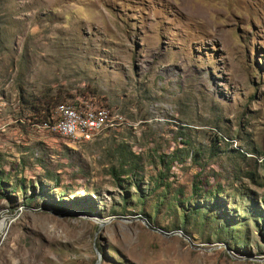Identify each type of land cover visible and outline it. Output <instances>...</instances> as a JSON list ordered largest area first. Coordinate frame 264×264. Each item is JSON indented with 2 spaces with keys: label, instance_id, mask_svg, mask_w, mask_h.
<instances>
[{
  "label": "rangeland",
  "instance_id": "rangeland-1",
  "mask_svg": "<svg viewBox=\"0 0 264 264\" xmlns=\"http://www.w3.org/2000/svg\"><path fill=\"white\" fill-rule=\"evenodd\" d=\"M263 164L264 0H0V264H264Z\"/></svg>",
  "mask_w": 264,
  "mask_h": 264
},
{
  "label": "built area",
  "instance_id": "built-area-1",
  "mask_svg": "<svg viewBox=\"0 0 264 264\" xmlns=\"http://www.w3.org/2000/svg\"><path fill=\"white\" fill-rule=\"evenodd\" d=\"M125 117L106 107H100L92 100H80L57 106L52 111V121L46 125L69 142H91L107 131L125 124Z\"/></svg>",
  "mask_w": 264,
  "mask_h": 264
},
{
  "label": "trees",
  "instance_id": "trees-1",
  "mask_svg": "<svg viewBox=\"0 0 264 264\" xmlns=\"http://www.w3.org/2000/svg\"><path fill=\"white\" fill-rule=\"evenodd\" d=\"M80 100H89V99H81V98H78L74 103H79L80 102ZM49 111V110H48ZM49 113V112H48ZM48 115V114H47ZM49 117H50V114H49ZM262 167H263V170H264V164L262 165ZM252 177H253V175H252ZM2 178V177H1ZM0 178V179H1Z\"/></svg>",
  "mask_w": 264,
  "mask_h": 264
},
{
  "label": "water",
  "instance_id": "water-1",
  "mask_svg": "<svg viewBox=\"0 0 264 264\" xmlns=\"http://www.w3.org/2000/svg\"><path fill=\"white\" fill-rule=\"evenodd\" d=\"M96 264H100V260H98Z\"/></svg>",
  "mask_w": 264,
  "mask_h": 264
}]
</instances>
